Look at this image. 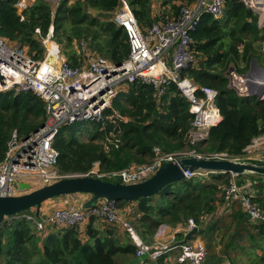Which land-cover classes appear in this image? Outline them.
Listing matches in <instances>:
<instances>
[{
    "label": "trees",
    "instance_id": "obj_1",
    "mask_svg": "<svg viewBox=\"0 0 264 264\" xmlns=\"http://www.w3.org/2000/svg\"><path fill=\"white\" fill-rule=\"evenodd\" d=\"M19 1L0 0V36L25 47L34 59L45 57L42 39L51 27L53 39L72 65L80 64L76 43L82 38L114 63L129 55L124 31L110 19L119 0H76L73 4L62 0L55 10L46 1L35 0L25 10L24 19L16 6ZM129 2L140 27L146 31L154 22L177 16L184 4L194 0ZM155 5L162 12H155ZM90 9L100 15L91 14ZM193 37L195 60L182 74L200 86L219 91L217 105L222 119L210 128L209 136L198 143L191 142L194 114L190 102L174 84L157 101L152 85L137 79L117 90L101 122H75L60 128L53 146L59 153L57 168L61 173H84L95 162L100 163L103 171L147 163L154 157L155 147L162 152L195 150L203 156L225 152L230 158H241L246 154L247 147L264 135V98L240 94L231 85L228 72L235 69L246 74L254 59L262 65L264 57L258 48L264 41V27L259 25L255 11L240 0H233L225 4L220 18L204 13ZM46 119L45 103L34 92L14 88L0 91V162L15 129L26 136L39 129ZM231 177L232 173L207 172L171 182L154 195L117 202L121 208L135 205L128 218L144 243H154L162 224L187 226L192 218L200 227L199 234L207 238V257L202 264H222L225 259L236 264L238 253L234 252L243 243L247 246V240L254 244V251L264 250L258 244L264 238V223H253L241 204L234 203L229 216L217 218L210 228L203 227V218L214 216L224 203L222 187ZM246 178L259 182L257 200L264 209V175L240 174L239 183ZM32 212L29 209L21 213ZM218 222H224V226L217 233ZM120 230L124 231L119 224L98 216L72 226L54 224L44 231L26 217L6 219L0 226V264H134L138 247L127 232ZM217 236H221L220 241ZM177 237L181 239L183 233ZM219 243L223 244L220 251ZM256 257L258 264L264 261V254ZM138 264H165V255L157 262L148 257Z\"/></svg>",
    "mask_w": 264,
    "mask_h": 264
},
{
    "label": "built area",
    "instance_id": "obj_2",
    "mask_svg": "<svg viewBox=\"0 0 264 264\" xmlns=\"http://www.w3.org/2000/svg\"><path fill=\"white\" fill-rule=\"evenodd\" d=\"M228 1L233 0H194L191 4H184L177 16L154 22L143 31L129 0H119L110 19L124 31L130 49L129 55L120 65L104 55L94 53L85 38L76 43L78 51L83 54V62L80 65L70 64L61 46L53 39V27L42 39L46 52L41 60L34 59L25 47L13 45L0 36V91L12 88L17 91H32L44 101L47 114L46 122L36 131L26 136L20 135L16 129L12 132L5 158L0 162V195L23 193L24 190L19 188L20 183L29 184L33 190L72 176L117 179L121 183L130 184L146 180L165 161L176 162L186 156L230 158L225 152L203 156L195 150L162 152L159 147H155L154 157L147 163L103 171L100 163L95 162L87 172L63 174L57 168L59 153L53 146L62 126L75 122H101L104 111L110 106L117 90L137 79L152 85L157 101H161L169 86L174 84L190 102V111L194 114L191 142L195 144L205 140L209 136L210 128L222 119L217 105L219 91L210 86L198 85L192 78L183 75L182 71L195 60L193 33L201 16L210 13L215 18H220ZM240 1L258 14L259 25L264 27V0ZM29 5V0L17 2L22 19ZM36 31L40 33L39 28ZM261 51L264 57V41ZM262 68L264 67L260 64H251V69L246 74H239L231 69L228 73L231 85L242 95H259L263 90L259 96L264 98ZM255 89L260 91H254ZM207 172L209 171H186V177L207 175ZM258 183L252 178H246L239 183L238 175L232 174L230 181L222 187V197L226 205L240 203L253 223H264V209L257 200ZM79 194L89 197L87 193ZM89 199L74 200L67 206L56 207L46 213L41 207L39 217H36L34 209L32 213L20 212L6 217L5 220L26 217L39 230L44 231L54 224L72 226L86 222L91 216H98L111 224H119L129 234L138 247L137 257L149 252V258L157 262L165 250L177 247L178 262L202 264L205 261L207 248L202 240H189L183 244L155 248L154 243L148 245L143 242L128 218L129 209L121 208L116 200L105 198L98 199L91 207H86L85 203ZM195 226L199 227L191 218L185 230L189 232ZM260 264H264V261Z\"/></svg>",
    "mask_w": 264,
    "mask_h": 264
},
{
    "label": "water",
    "instance_id": "obj_3",
    "mask_svg": "<svg viewBox=\"0 0 264 264\" xmlns=\"http://www.w3.org/2000/svg\"><path fill=\"white\" fill-rule=\"evenodd\" d=\"M120 64L118 63V65ZM252 65L259 66L256 59L252 61ZM262 69L264 70V68ZM262 93L263 90L259 95L261 96ZM199 170L232 173L236 175L250 173L264 175V162L231 158H198L195 156H186L178 159L176 162L165 161L146 180L130 184L119 181L113 182L95 176L64 177L52 184L33 190L30 189L29 184L20 183L19 188L24 190L23 193L17 195H0V226L6 217L33 208H35L36 217H39L42 204L54 197L78 193L91 194V198L85 203L86 207H91L98 199L102 198L131 202L141 197L154 195L171 182L185 179L186 171L197 172ZM197 234H199V227L195 226L185 234L179 243H186ZM149 256V252H144L133 263H141Z\"/></svg>",
    "mask_w": 264,
    "mask_h": 264
},
{
    "label": "crops",
    "instance_id": "obj_4",
    "mask_svg": "<svg viewBox=\"0 0 264 264\" xmlns=\"http://www.w3.org/2000/svg\"><path fill=\"white\" fill-rule=\"evenodd\" d=\"M158 8H159V6L155 5L154 11L157 12ZM86 198L89 199V198H91V196L88 197V196H84V195L79 194V193L78 194H72V195L70 194V196H61V197L55 198L53 204L45 205L42 208V210L44 211V213L50 212L56 207L67 206V205L71 204L72 201H74V200H84ZM131 205H133V204H131ZM125 209H130V208L127 206ZM231 213H232V206L230 207L229 205H226L225 203H223V204L218 206V210H217L216 214H214V216H206V219L203 220V222H204L203 227L204 228H210L215 223L217 218H224L225 216L227 217ZM216 226L218 229L217 230V233H218V231L222 230V227L224 226V222H218L216 224ZM185 228L186 227L182 226V225H178L177 227H172L168 224H162L159 227V230L154 237L155 248H160L161 245L173 246V245L178 244L184 238V236L187 232L185 230ZM199 230H200V228H199ZM179 233H183V237L181 239H179L177 237V235ZM212 233H213V231H212ZM195 236H197L196 240H202L205 244L207 243V238L204 235L197 234ZM220 239H221V236H217V240L220 241ZM249 241L250 240L246 241V242H248L247 245H250ZM222 245L223 244L219 243V245L217 246L218 251L221 250ZM244 245L245 244L243 243L241 245V247H243ZM241 247H239V248H241ZM239 248L236 249L234 254L239 253V250H240ZM178 252H179V248H177V247H175L173 249L165 250V252L163 253L165 255V264H190L189 262H185V263L178 262L177 261ZM240 254H241V252H240ZM225 261L230 263V261L228 259H225ZM224 264H226V263H224Z\"/></svg>",
    "mask_w": 264,
    "mask_h": 264
},
{
    "label": "rangeland",
    "instance_id": "obj_5",
    "mask_svg": "<svg viewBox=\"0 0 264 264\" xmlns=\"http://www.w3.org/2000/svg\"><path fill=\"white\" fill-rule=\"evenodd\" d=\"M34 1L35 0H29V4L31 5ZM44 1H46L47 3H49L50 6L53 8V10H55L57 8V6L61 3L62 0H44ZM75 1L76 0H70L69 4H73ZM157 12H162V10L160 8H158ZM90 13L93 14V15H100L99 13H97L96 10H93V9H90ZM13 45H18V44L17 43H13ZM261 45H262V42H261ZM91 49H93V48H91ZM260 49H261V47L258 48V51H260ZM76 50H77V52H79L78 49H77V47H76ZM92 51L94 53H99L98 51H95L94 49ZM78 54L81 55V57L79 59V62L81 64L83 62V57H82L83 54L80 53V52ZM99 54L104 55L102 53H99ZM261 64L264 67V59L262 60ZM250 69H251V66H250ZM250 69H249V71H250ZM232 70L234 71V69H232ZM231 74H234V73H231ZM254 91H258L259 92L260 90L255 89ZM239 160H248V161H259V162H263V160H264V135L263 136H260V137H257L253 141V143L249 147H247L246 154L243 157L239 158ZM252 174H255V173H252ZM87 195L91 196V194H87ZM65 196H70V194L69 195H65ZM55 198H58V197H55ZM55 198L45 201L42 204L43 205L42 208L45 205H47V204H53ZM128 207L130 208L129 210L133 211L134 208H135V205H129ZM34 209L35 208H33L32 211ZM42 215H44V213H42ZM100 222H101V224L103 226L106 225V223L104 221L100 220ZM120 231L123 234L126 232L125 230H124L125 232L122 231V230H120ZM196 237L197 236H193L190 241L191 242L195 241L196 240ZM258 244H261L264 247V238L260 239L258 241ZM253 247H254V244L253 243L251 245H247V246L245 245V246L241 247L240 250H239V253L235 256V262H236V264H251L254 261H256L255 264H258V262H257L258 259H257L256 256H261L262 254H264V250L257 249L256 251H254L252 249ZM240 252H241V254H240ZM224 263H227V261H225Z\"/></svg>",
    "mask_w": 264,
    "mask_h": 264
}]
</instances>
